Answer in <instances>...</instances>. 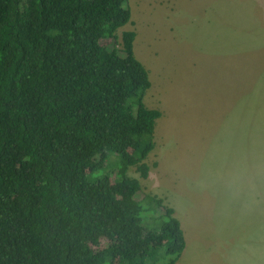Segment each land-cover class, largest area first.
I'll list each match as a JSON object with an SVG mask.
<instances>
[{
    "label": "trees",
    "instance_id": "trees-1",
    "mask_svg": "<svg viewBox=\"0 0 264 264\" xmlns=\"http://www.w3.org/2000/svg\"><path fill=\"white\" fill-rule=\"evenodd\" d=\"M131 21L130 0H0V264L183 255L175 209L128 174L150 176L163 115L145 102L136 31L118 34ZM110 153L119 167L94 177Z\"/></svg>",
    "mask_w": 264,
    "mask_h": 264
},
{
    "label": "rangeland",
    "instance_id": "rangeland-1",
    "mask_svg": "<svg viewBox=\"0 0 264 264\" xmlns=\"http://www.w3.org/2000/svg\"><path fill=\"white\" fill-rule=\"evenodd\" d=\"M130 5L118 34L136 31L145 102L163 115L150 176L128 174L175 209L187 240L177 264H264V0ZM119 161L110 153L94 177ZM154 225L146 211L144 227Z\"/></svg>",
    "mask_w": 264,
    "mask_h": 264
}]
</instances>
